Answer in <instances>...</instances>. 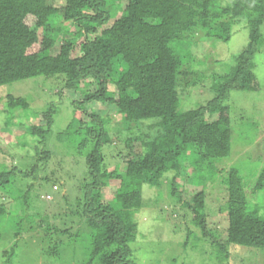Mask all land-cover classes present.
<instances>
[{
	"label": "trees",
	"instance_id": "trees-1",
	"mask_svg": "<svg viewBox=\"0 0 264 264\" xmlns=\"http://www.w3.org/2000/svg\"><path fill=\"white\" fill-rule=\"evenodd\" d=\"M243 21L249 29L247 46L235 55L229 71L208 75L203 59L211 41L201 36L229 41L234 25ZM263 26L264 0H64L62 4L0 0V88L33 77L61 76L56 94L60 103L68 99L74 115L81 111L90 118L77 117L59 134L63 144L70 142L79 149L80 157L70 156L69 169L54 167L39 179V168L54 153L45 147L61 111L52 101L36 110L28 98L6 93L0 130L9 127L17 113H30L38 123L28 132L34 143L21 144L30 147L28 154L35 155V162L27 163V168L0 164V237L3 230L19 236L42 228L49 241L55 237L47 251L55 256L66 240L78 239L89 229L92 244L86 264H138L131 258V242L137 237L135 215L144 206L145 187H160L172 176L173 195L180 197L182 179L191 192L184 205L198 230L188 229L186 246L191 242L208 246L216 264L228 262L231 247L264 249V212L253 200L264 188V167L251 189L237 166L230 167L221 181L227 194L221 207L226 240L209 225L205 191L206 181L217 177L223 159L231 154L230 92L259 89L254 69L264 44ZM208 77L213 78V96L195 107L181 105L184 92ZM102 105L114 115L100 113L97 106ZM119 116L128 126L116 133L110 126ZM18 123L28 127L25 121ZM72 131L78 134L75 140ZM125 132L129 133L125 145L136 143L140 151L124 159L125 169L108 170L104 146L116 143ZM6 151L0 146V154ZM80 158L82 179L67 183L70 191L62 196L58 185L62 188L61 181L73 177L72 167ZM20 177L40 183L19 187ZM112 180L119 183L111 186ZM39 190L54 195L55 200L45 206V211L60 210L54 221L48 212H27L35 207L33 194ZM59 197L68 202L67 209ZM7 198L17 200L16 212L9 210Z\"/></svg>",
	"mask_w": 264,
	"mask_h": 264
},
{
	"label": "rangeland",
	"instance_id": "rangeland-1",
	"mask_svg": "<svg viewBox=\"0 0 264 264\" xmlns=\"http://www.w3.org/2000/svg\"><path fill=\"white\" fill-rule=\"evenodd\" d=\"M57 1L58 4L64 3V0ZM246 24V21L235 24L233 34L230 40L226 42H219L217 38L213 37L201 36L203 41H211L206 52L207 56L203 59L209 70L204 68L207 73L215 74V72L230 70L235 55L241 53L249 42V29ZM262 33L264 38V26ZM191 45V41L187 42V46ZM202 49L204 47L199 50L202 52ZM217 58H220L221 61L217 62ZM255 61L254 71L258 78L259 89L256 91L233 90L230 92L228 102L231 105L233 131L232 142H230L232 145L231 154L223 159V165L217 177L206 181L205 186L207 211L210 216L209 225L220 231L219 239L222 240H226L228 236L225 215L221 212L227 194L222 191L221 181L226 177L230 167L237 166L245 179L244 182L251 189L264 167V44L257 52ZM62 79L61 76L51 78L39 76L17 81L0 88V109L3 108V104L7 100L6 93L28 98L32 108L36 110L44 109L51 101L58 104L57 107L61 112L55 117L54 129L51 138L48 139L50 143L46 147L44 146L46 149L48 147L53 149L54 153L48 159L47 165L39 168L40 171L37 174L39 179L49 175L54 167L61 169L64 166L69 169L72 162L70 156L72 158L73 155L77 158L80 157L79 154H82L72 143L63 144L59 136L60 132L66 130L71 122L77 121V117L83 116L87 121L90 119L86 113L81 111L74 115L68 99H65L64 103H60L62 99L56 94L59 92ZM212 82L213 78L208 77L204 83L189 87L182 96L181 105L191 108L203 104L213 96L210 87ZM97 109L100 113L110 111L114 115V110L107 109L104 105L97 106ZM15 115L16 118L12 120L11 125L0 130V146L4 150L7 149L6 153L0 154V164H4L6 167L12 165L21 167L22 164H26L25 168H27L32 161L35 162V155H29V146L21 147V144L26 140L34 143V138L29 136L28 132H31L33 125L38 123V118L26 112L20 113V116L18 113ZM115 119L116 121L110 126L112 130L116 133H118L117 131H126L128 124L123 120V116ZM1 120L0 118V125L2 124ZM18 120L25 121L28 127L18 125ZM128 135V132L121 133L120 136H117L118 141L116 143L113 142L104 146V167L106 169L113 170L115 167L125 169L127 165L124 159L128 155H134L140 151V145L136 143L132 144V147L125 145L124 142ZM77 136V132L72 131L71 139L75 140ZM40 147L42 148V145ZM75 160L79 161L78 159ZM61 162L63 164H60ZM73 166V177L69 181L67 178V182L62 180V188L56 184L62 196L70 191L68 184L81 180L85 172L83 159ZM171 182L172 176L165 178L160 187H145L144 206L135 215L139 227L137 237L131 242L133 248L131 258L138 264H216L212 257L213 251L208 246L195 245L194 242L185 245L188 229L198 230L190 222V211L184 205V202L190 200L191 192L187 188L186 180L182 179L178 187L181 192L180 197L173 195ZM18 183L20 184L19 187L30 183H35V186L38 187L40 180L28 178L27 181L20 177ZM118 183L119 180H112L111 186ZM39 191L41 192V190ZM73 194L75 193L73 192ZM33 195L34 202L32 203L35 207H28L27 212L35 214L42 210V213H50V216H53L52 221H54V215L60 210L45 211L47 203L55 200L54 195L50 192H41L40 194L36 192ZM59 198L62 205H65L64 209H67L66 203L68 202L61 197ZM13 200L15 199L7 198L6 203L9 204L10 211L16 212L18 202ZM253 200L261 205L264 212V188L255 195ZM71 202H74L73 199ZM61 220V217L58 216L59 224H61ZM46 235L42 228L22 232L19 236L9 232L4 234L3 230L0 237V264H86L92 244L89 229L84 231L78 239L66 240L60 254L55 256L53 254L47 255L49 245L52 244L55 237L49 241V237ZM192 237L189 239H193ZM14 244L16 245L15 255L10 259V250ZM94 264L102 263L95 261ZM224 264H264V249L244 248L243 246L231 247V258Z\"/></svg>",
	"mask_w": 264,
	"mask_h": 264
}]
</instances>
